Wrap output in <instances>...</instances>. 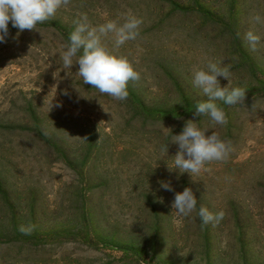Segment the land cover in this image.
Segmentation results:
<instances>
[{
  "label": "rangeland",
  "instance_id": "374dc122",
  "mask_svg": "<svg viewBox=\"0 0 264 264\" xmlns=\"http://www.w3.org/2000/svg\"><path fill=\"white\" fill-rule=\"evenodd\" d=\"M82 15L93 26L142 20L118 50L105 39L141 74L126 100L84 85L78 65L63 68ZM9 31L0 43V264H264V0H70L36 30L17 35L10 22ZM248 31L261 38L255 50ZM210 61L230 67L229 87L247 98L216 101L225 125L196 117L233 151L192 177L175 170L171 139L207 99L191 81ZM188 187L198 204L185 217L172 203ZM201 206L223 220L202 226ZM21 225L35 227L25 235Z\"/></svg>",
  "mask_w": 264,
  "mask_h": 264
},
{
  "label": "clouds",
  "instance_id": "9594fccd",
  "mask_svg": "<svg viewBox=\"0 0 264 264\" xmlns=\"http://www.w3.org/2000/svg\"><path fill=\"white\" fill-rule=\"evenodd\" d=\"M70 0H0V43H6L10 36L9 23L17 28L19 33L25 30H36L38 24H43L53 18L62 7L68 6ZM261 22V17L254 18ZM74 30L70 33V43L60 53L64 69L78 65L77 75L82 78L84 85H91L101 94H106L116 100L124 101L129 96V82L139 81L140 72L126 56L118 55L109 49L105 39L113 37V49L118 50L128 41L137 39L140 34L142 20L135 15H128L124 22L109 20L98 26H93L87 15H82L74 22ZM244 39L253 50L260 42V36L248 31ZM75 60V63H74ZM221 61H210L206 69L196 70L193 73L192 85L207 97L198 101L193 111V119L185 122L179 135H173L171 143L179 146L174 156L175 170L181 174H199L207 164L225 161L233 151L231 141L222 139L215 131L209 135V129L198 126L196 117H209L217 125L227 123V115L216 101L233 106L242 103L247 98L243 87L230 88V67L221 66ZM223 78L228 81L226 86H221ZM67 94V93H65ZM57 107L62 105H56ZM165 151L168 152V146ZM174 170L169 167V171ZM161 188L174 191L170 182L161 181ZM198 200L193 190L188 187L175 194L172 208L185 217L196 210ZM198 215L202 226L219 224L225 213L223 210L211 212L207 207L201 206ZM34 225L25 227L21 225L19 231L25 235L31 234Z\"/></svg>",
  "mask_w": 264,
  "mask_h": 264
}]
</instances>
